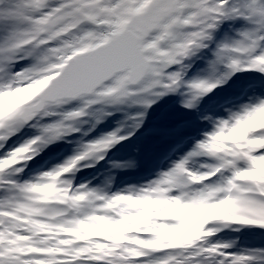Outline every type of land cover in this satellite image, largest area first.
Returning <instances> with one entry per match:
<instances>
[{"label": "snow or ice", "instance_id": "obj_1", "mask_svg": "<svg viewBox=\"0 0 264 264\" xmlns=\"http://www.w3.org/2000/svg\"><path fill=\"white\" fill-rule=\"evenodd\" d=\"M238 21L208 75L186 81L189 61ZM243 70L264 73V0H0V148L25 126L38 129L0 155V264H264V247L233 250L214 239L229 228L264 229V123H253L264 117V95L204 117L211 130L147 184L107 192L66 178L89 157L102 159L98 142L124 138L117 133L19 178L93 105L137 98L148 107L186 87L184 107L193 108ZM77 99L79 110L62 111ZM51 117L59 119L38 123ZM194 158L204 159L195 171ZM170 207L214 211L184 217Z\"/></svg>", "mask_w": 264, "mask_h": 264}, {"label": "rangeland", "instance_id": "obj_2", "mask_svg": "<svg viewBox=\"0 0 264 264\" xmlns=\"http://www.w3.org/2000/svg\"><path fill=\"white\" fill-rule=\"evenodd\" d=\"M228 25H231L230 28H228ZM241 26H242V22H239V21L235 22L234 24H232V23L227 24L225 22L224 24H222L220 26V28L214 34V39H213L210 47L207 50L204 51L206 53V55L209 57V59H208V57L205 58V56H203L202 53H200L198 55L199 58L202 55L201 57L203 58V60L204 59H208V60L204 61V63L202 61L200 62L201 69L195 75V78H197V77H205V76L208 75V71H207L208 63H209V61H211L213 59V52H214V50L216 48V45L221 43V42H223V41H225V40H227V39L234 38L235 34H236V31L239 30L241 28ZM29 63H30V61H28V60L22 62V64L24 66H28ZM225 71H226V69H225ZM252 71L253 72H258L256 70H243V71H239L238 72L239 75L236 74L237 72L234 73L233 75H235L236 79H241V78H243L244 75H247L248 73H251ZM248 88L249 87H246V90H248ZM253 95H256V90H253L252 93H250L247 96V98L243 97L242 98V100H243L242 103L243 104L248 103L250 98ZM136 99L137 98L126 99L123 102L117 103V104L100 103L99 107L94 110L95 112H93L92 115H100V114H102V111L109 110V111H113L115 114H117V120H113V122H111L108 119L107 123L105 125H103L102 128H97V125L94 124V122L88 121L89 118L86 119L88 121V123L85 124V125H83V122L81 121V119L79 121L77 120L76 122H72L74 125H76V126L72 127V130H75L76 127H77V131H78L77 134H76L77 136L72 134L70 131H66L68 133V135L66 137L70 138L69 139L70 142H67V141L62 142V141L58 140V142H60L61 145H62V143H66V144L62 145V147L60 149L61 152L58 151V153L55 154L54 157H51L49 154H47V152L51 148L52 144L50 143V144L46 145L39 152V153L43 152L42 154L44 155V157L39 159L37 161L38 163H36V164L33 162V165H31V162L29 163L30 160L27 161V165L24 168L25 171H23V173L21 175H24L25 178L29 177L28 179H31V178L37 176L38 174H40L42 172L50 171L53 168H56V167H58L60 165H63L70 158H73L74 156H76V155L80 154L82 151H84V148H85L86 145H89L91 143L100 141V140L104 139L105 137H107L111 133H117L116 132L117 129L113 130V126L115 124V121L118 122V125H119L118 129L121 130V128H123V130L121 132L122 133L121 135L123 136L124 132L126 130H128V128L130 126L131 122H130L129 119L131 117H133V115H135V113H138V115H140L139 112L141 113L142 106H144L143 104L136 102ZM70 102H71L70 104H67V105L64 106L62 111H65V112L75 111V110H79L82 107V101H80L78 99L76 101H70ZM152 104H154V103H152ZM96 105H93L91 107H95ZM157 105H158V103H156V105H153V106L157 107ZM229 107H231V106H229ZM237 107H238V105H237ZM126 109H127L128 114L126 113ZM213 109H214L213 112H216L217 109H219V105L217 104ZM225 109L226 108H224L222 111H219L220 116L226 114L225 113ZM213 115H214V118L217 117L215 114H213ZM57 119H59V117H51V118H47L45 120L39 121L38 123H49V122H53V121H55ZM106 120H107V118H106ZM205 120L206 119H204V121ZM81 125H83V126H81ZM70 126H71V124H70ZM209 127H210V129L207 130V131L211 130L212 125L209 124ZM32 128L33 129L31 130V132H29V134H27L23 138H20L19 144H16V145L12 146L11 148H4L3 150L0 151V155L9 152L12 148H15V147H18V146L22 145L25 141H27L30 138H32L33 136L37 135L38 134V129L36 127H32ZM98 129H99V131H97ZM207 131H205V128H203V133H201L200 140L203 138V134L205 132H207ZM86 133H89V136L87 138H84V135ZM72 135H74V136H72ZM117 136L118 137L120 136L119 133H117ZM196 143H195V145H196ZM107 149H111V150L115 151V153L118 152V148L114 147V144H112L110 147H107ZM113 153L114 152H112V154ZM60 154H63V155H60ZM122 154H124V152ZM111 155H108V156H111ZM36 156H38V155H36ZM109 162H112V163H110L108 165H105L106 167H109V168L107 169L108 171H106V174L103 177L102 176L101 177L94 176V175H96L95 174L96 171L94 170V171H92L93 172L92 174L86 175L85 178L83 179L84 176L79 171L80 170V167H79L75 172H72V173L68 174V176L66 178L67 179H71L73 177L77 178L80 175L81 178L79 177V179L80 180H82V179L84 180V182H82L80 184H87L88 185L89 183H86V181H90L94 185H90L89 184L88 185L89 187H91V188H100V189H103V190H105L107 192H116V191H120L122 189H126L129 186H140V185H144V184L148 183V182H145V183L133 185V184H130L133 181H130L128 184L125 183L121 187L117 184L118 186L114 188L115 182H114V184H112L113 183V179L118 174H120L119 172H120L121 168H123L124 170H127V168H126V164L121 163L119 165V169H117V167H116L117 164L115 163L116 160H114V158H111V160ZM203 162H204V159L201 158L200 164L203 163ZM30 166L31 167L32 166H36V167H38V169H33L31 171H28L30 169ZM25 178H24V180H25ZM110 182H112V183H110ZM80 184L78 183L76 185H80ZM249 228H251V227H249ZM262 245H263V243H262Z\"/></svg>", "mask_w": 264, "mask_h": 264}, {"label": "clouds", "instance_id": "obj_3", "mask_svg": "<svg viewBox=\"0 0 264 264\" xmlns=\"http://www.w3.org/2000/svg\"><path fill=\"white\" fill-rule=\"evenodd\" d=\"M254 124H260V123H264V117L261 118V120L259 121H254L253 122ZM249 127V125H244L242 126L241 128H239L236 132L232 133L233 136H238L240 133H242L245 128ZM106 144H111V141H104V142H98V145L97 147L94 149V151H102L104 149V145ZM136 205L138 207H143L144 205L141 203V202H135ZM149 207H155V205H149ZM211 211H214L212 209H207V210H204L203 212H196L194 210H191V209H179V208H176V207H170L167 209V212L169 214H172V215H179V216H184V217H195V216H204L206 214H208L209 212ZM141 218L140 217H137V220H140ZM106 226L101 224L100 225V229L103 230L105 229ZM117 233L120 231V229H117L116 230Z\"/></svg>", "mask_w": 264, "mask_h": 264}, {"label": "trees", "instance_id": "obj_4", "mask_svg": "<svg viewBox=\"0 0 264 264\" xmlns=\"http://www.w3.org/2000/svg\"><path fill=\"white\" fill-rule=\"evenodd\" d=\"M19 135H21V131H19L16 135L10 137V138L8 139V141L6 142L7 144H4V147H5V145H7V148H10V147L16 145L17 143H13V142L15 141V138L18 137ZM39 154H40V153H39ZM39 154H38V155H39ZM38 158H39V156H35V157L32 159V161H33V160H34V161H35V160H38Z\"/></svg>", "mask_w": 264, "mask_h": 264}]
</instances>
